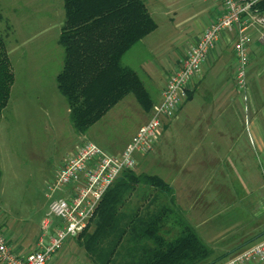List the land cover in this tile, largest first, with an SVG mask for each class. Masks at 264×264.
Masks as SVG:
<instances>
[{"label":"rangeland","instance_id":"1","mask_svg":"<svg viewBox=\"0 0 264 264\" xmlns=\"http://www.w3.org/2000/svg\"><path fill=\"white\" fill-rule=\"evenodd\" d=\"M0 12L3 16L0 33L5 38L14 74L9 100L0 116V230L3 226H25L36 231L50 201L61 195L47 187L54 171L86 140L111 154L120 153L130 137L148 121L153 106L160 101L155 81L144 66L153 64L157 75L161 71L169 73L173 66L172 58L179 57L192 34L188 32L171 37L166 23L157 18L158 29L135 44L122 58L123 64L134 68L144 82L154 102L152 108L145 111L129 93L81 134L71 123L67 101L55 80L62 68L64 55L58 43L64 21L63 0H0ZM185 113L186 108L179 114L173 128H177L175 131L191 147L187 150L194 156L202 149L205 162L215 163V169L208 167V179H219L218 183L231 195L236 190L240 192L241 181L237 172L241 176L245 172L237 160V150L232 142H239L240 151L251 164L252 158L248 157L251 151L247 146L251 132L245 109L241 106L239 116L233 121L230 118L229 131L224 135L226 139H222L216 130L206 133L204 149L202 144L199 148L200 144L195 140L198 133L190 132L193 121L198 124L202 117L192 116L190 122H186ZM196 113L195 109L192 110L193 115ZM163 135L150 152L138 156L133 170L156 174L168 182L176 203L199 233L205 226L201 220L215 210V198L211 194L215 185L200 180V172L192 177L188 166L178 164L173 159L176 147L172 145L176 135L172 130L165 139ZM166 200L164 192L139 184L136 191L127 197L124 209L128 211L146 206L154 209ZM229 200L226 196L225 204ZM78 236L75 237L77 242ZM209 241L214 248L218 246L214 236ZM89 262L92 264L90 259Z\"/></svg>","mask_w":264,"mask_h":264},{"label":"trees","instance_id":"2","mask_svg":"<svg viewBox=\"0 0 264 264\" xmlns=\"http://www.w3.org/2000/svg\"><path fill=\"white\" fill-rule=\"evenodd\" d=\"M252 7L264 11V0H256ZM63 10L58 38L63 64L55 80L74 129L83 134L129 93L149 111L154 102L148 89L137 71L122 62L157 26L145 0H63ZM13 82L0 33V116ZM139 184L164 192L166 202L154 209L126 211L127 197ZM78 244L92 264H216L226 256L202 239L176 203L168 182L133 169L123 170L105 191Z\"/></svg>","mask_w":264,"mask_h":264},{"label":"crops","instance_id":"3","mask_svg":"<svg viewBox=\"0 0 264 264\" xmlns=\"http://www.w3.org/2000/svg\"><path fill=\"white\" fill-rule=\"evenodd\" d=\"M145 3L155 22L159 18L166 23L169 36L173 37L176 34L183 36L188 32L192 34L179 57L172 58L173 66L169 73L161 71V74L157 75L153 71V64L149 63L144 66L149 76H152L150 78L155 81V87L160 93L158 100H160L168 77L180 67L190 46L198 40L204 29L221 16L224 7L221 0H145ZM259 14L264 16V11ZM156 24L157 26L152 32L158 29L159 25L157 22ZM261 31L264 32V25H255L249 29L246 99L244 100L237 92L234 79L237 64L233 51V39L236 35V27H234L232 30L224 31L209 50L206 60L201 64L199 73L185 89L181 105L172 117L163 120L159 137L160 139L164 134L163 139H165L172 130L176 135L172 142V145L176 147L173 159L178 164L182 163L188 166L192 177L196 172H200V180L204 179V181L213 182L215 185L214 193L211 194L215 198L216 207L214 211H211V215L201 220L205 226L202 227L199 234L207 243H210V237L214 236L218 244L216 248L219 249L216 251L218 253L226 252V256L216 264L225 261L238 251L240 246L252 245L264 237L262 234L264 232V42L259 39ZM169 51L170 48L167 49L168 56ZM169 58L171 61V57ZM241 106L249 118L251 140L247 146L251 151L248 153V157L251 156L252 163L250 164V161L245 159V154L240 151L241 146L237 144L239 142L233 141L232 146L237 150V160L242 164L245 173L241 176L237 172L241 181L239 188L241 191L236 192V190L231 195L218 183L219 179H208V167L215 166V163L205 162V153L202 149L194 153L193 156L191 151L187 150L191 147L184 143L182 136L178 131H175L177 128L173 127L179 114L184 113L185 108L187 111L184 117L186 122H190L192 116H198V118L201 116V122L197 121L198 124L193 121V129L190 132L198 133L195 140L197 139L200 144L199 148L202 144L204 149V138L208 132L216 130L222 139L227 138L224 135L229 131L230 118L233 121L234 117L239 116ZM194 109L197 112L195 115L192 114ZM160 145L162 146V142ZM61 165L54 171L52 177ZM186 180L187 178L184 179V181ZM51 192H60L59 196L66 193L64 190L58 189ZM226 196L230 198V202L227 204L224 202ZM48 212L49 205L36 231L28 230L25 226L2 227L1 230L13 251L19 255H25L34 250L41 235H43V242H48L50 237L55 234L59 223L58 220L52 218L47 224H44ZM47 264H90V262L84 249L73 237L65 241ZM244 264H264V261L254 260Z\"/></svg>","mask_w":264,"mask_h":264},{"label":"built area","instance_id":"4","mask_svg":"<svg viewBox=\"0 0 264 264\" xmlns=\"http://www.w3.org/2000/svg\"><path fill=\"white\" fill-rule=\"evenodd\" d=\"M221 2L223 13L190 46L180 67L168 77L162 97L153 106L150 118L131 136L123 150L118 154H111L86 140L63 161L47 185L50 191L58 189L66 192L49 203L44 224L55 217L59 219V223L48 242L44 243L41 235L34 250L19 255L13 251L7 237L0 230L1 264H47L67 239L78 236L89 225L105 191L123 170L136 166L138 156L153 149L159 140L163 120L175 114L184 99L185 89L199 73L209 50L224 31L234 27L236 35L233 39V51L237 62L234 79L237 92L246 99L249 29L255 25L263 26L264 16L253 10L256 0ZM259 39L264 42L263 31L260 32ZM254 260L264 261V237L259 242L234 252L219 264H244Z\"/></svg>","mask_w":264,"mask_h":264},{"label":"water","instance_id":"5","mask_svg":"<svg viewBox=\"0 0 264 264\" xmlns=\"http://www.w3.org/2000/svg\"><path fill=\"white\" fill-rule=\"evenodd\" d=\"M262 234H264V232Z\"/></svg>","mask_w":264,"mask_h":264}]
</instances>
